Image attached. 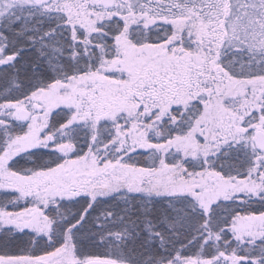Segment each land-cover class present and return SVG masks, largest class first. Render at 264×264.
Listing matches in <instances>:
<instances>
[{
    "label": "snow or ice",
    "instance_id": "6c2138e0",
    "mask_svg": "<svg viewBox=\"0 0 264 264\" xmlns=\"http://www.w3.org/2000/svg\"><path fill=\"white\" fill-rule=\"evenodd\" d=\"M0 264H264V0H0Z\"/></svg>",
    "mask_w": 264,
    "mask_h": 264
}]
</instances>
